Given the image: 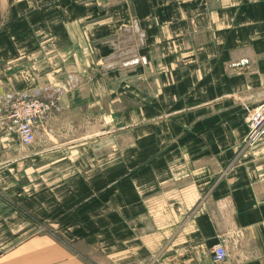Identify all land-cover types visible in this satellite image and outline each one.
I'll return each mask as SVG.
<instances>
[{
	"label": "crops",
	"instance_id": "1",
	"mask_svg": "<svg viewBox=\"0 0 264 264\" xmlns=\"http://www.w3.org/2000/svg\"><path fill=\"white\" fill-rule=\"evenodd\" d=\"M38 90L0 264H264V0H0V105Z\"/></svg>",
	"mask_w": 264,
	"mask_h": 264
},
{
	"label": "built area",
	"instance_id": "2",
	"mask_svg": "<svg viewBox=\"0 0 264 264\" xmlns=\"http://www.w3.org/2000/svg\"><path fill=\"white\" fill-rule=\"evenodd\" d=\"M56 106L57 102L54 96L43 94L42 90L30 95L7 94L0 105V125L17 131L22 143L31 145L36 139V127L39 121L46 117ZM250 128L251 138L262 132L264 128V110L252 119ZM228 254L224 243L214 247L213 258L216 262L225 260Z\"/></svg>",
	"mask_w": 264,
	"mask_h": 264
}]
</instances>
